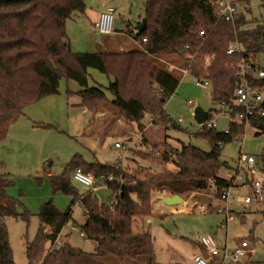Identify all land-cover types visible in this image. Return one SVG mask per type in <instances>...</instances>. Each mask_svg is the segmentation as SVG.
I'll return each instance as SVG.
<instances>
[{"label":"trees","instance_id":"16d2710c","mask_svg":"<svg viewBox=\"0 0 264 264\" xmlns=\"http://www.w3.org/2000/svg\"><path fill=\"white\" fill-rule=\"evenodd\" d=\"M212 1L145 0L143 31L138 33L131 25L125 31L133 35L139 46L82 53L71 49L66 21L75 12H86L85 0H0V141L22 116L26 105L59 93L62 77L80 86L81 106L98 112L100 104L110 100L101 86L90 85V68L112 78L107 87L114 96L111 106L127 121L137 122L141 131L146 126L142 122L146 115L152 125L181 129L164 108L168 98L176 92L181 75L155 62L160 56L175 54V62H185L195 79L209 80L216 106L222 101L231 104L241 65L251 64L252 69L246 72L249 81L264 88V78L253 75L254 69L264 68L261 63L264 15L254 27L246 28L248 20L242 13L231 21L219 19ZM202 30L206 35L200 34ZM234 43H240L241 49L228 54L229 46ZM187 53L196 57L191 64ZM213 112L218 113L217 107L209 113V120ZM251 122L253 128L264 133V116L256 114ZM245 131V126L238 122L230 123L229 132L205 123L198 135L211 143L209 152L183 144L180 149L171 147L160 153L154 145L144 157L139 155L157 166L173 163L176 171L151 173V167L139 164L135 156L133 160L138 164L135 168L122 166L119 161L109 165L87 163L74 157L61 174L49 176L56 191L73 197L72 203L64 212L52 203L43 206L39 214L41 225L35 240L27 247L29 264L42 258L41 264H112L113 260L127 264H160L156 260L153 236L135 232L133 221L153 213L154 191L181 196L213 189L218 198L234 186V176L220 175L224 166L231 168L221 160V155L223 147ZM77 168L93 174L96 186L111 189L114 202H101L93 191L80 194L70 177V172ZM9 185L8 176L0 174V264H16L5 217L29 222L25 213L18 212L16 200L8 194ZM77 202L86 209L87 219L81 225V232L96 243L91 253L70 243L55 245L71 220ZM45 243L49 244L48 250L51 248L47 254Z\"/></svg>","mask_w":264,"mask_h":264},{"label":"rangeland","instance_id":"374dc122","mask_svg":"<svg viewBox=\"0 0 264 264\" xmlns=\"http://www.w3.org/2000/svg\"><path fill=\"white\" fill-rule=\"evenodd\" d=\"M144 2L85 0L86 12H75L66 21L71 49L82 53L124 49L119 45L113 48L121 37L116 40L114 35L99 33L94 23L99 20L101 12L112 6L115 8L114 34H122L128 25L133 28L142 22L145 16ZM263 5V0H241L237 3L238 12L248 20L244 27L252 28L261 20ZM175 59V54H168L158 57L155 62L169 66L172 62L176 63ZM261 63L264 65V58ZM176 65L178 67L174 72L181 75V81L164 108L181 129L152 125L150 117L146 115L142 121L146 126L141 131L137 122L127 121L111 106L114 96L107 87L112 78L93 68L88 69L90 85L101 86L110 100L102 102L98 112H91L80 105V86L65 77L60 81L59 93L24 107L22 116L11 125L6 138L0 141V174L8 176V194L16 200L18 212L25 213L29 219V222L12 216L4 219L16 264H29L27 247L35 240L41 225L39 214L43 206L52 203L64 212L71 205L73 197L56 191L48 174H61L74 157L87 163L109 165L119 161L122 166L128 165L130 168L137 167L138 162L151 167L150 172L156 174L163 170L176 171L177 168L173 163L157 166L139 157L148 154L154 145L160 153L171 147L180 149L183 144H191L207 152L211 150L209 140L198 135L202 125L196 122L194 110L201 107L211 114V110L216 108L212 88H202L191 74L184 75L182 68H185V62ZM217 108L220 106L217 105ZM180 119L182 122H179ZM232 120L231 116L221 112L215 116L217 129H228ZM116 142L121 143L122 147L117 148ZM243 154L254 157V174L249 172L248 177L264 183V133L249 126L244 134L236 136L223 147L221 160L231 168L224 166L220 175L226 178L236 176ZM134 156L137 162L133 160ZM239 174L246 178L245 169H241ZM70 177L80 194L93 191L101 202H114L112 190L106 186L80 183L74 179L72 172ZM251 193L249 184H242L241 180L236 179L228 198L235 213L223 225L225 214H218L213 208L202 212L199 208L201 204L213 207L218 203L213 189L181 195L183 203L174 205L163 202V197H171L168 192L154 191L151 199L153 213L137 217L133 221V229L153 236L156 260L160 264H193L196 254L208 258L207 252L199 244L200 238L207 235L215 239L220 250L214 264H264V195L261 200L254 199L248 206L239 201V198ZM85 212L81 203L73 206V216L63 228L58 241L91 253L95 251L96 243L81 235V225L87 219ZM244 240L249 243L247 254L239 262H234L230 255ZM48 245L45 243V254L51 250H48ZM42 259L34 264H41ZM112 264L127 263L113 260Z\"/></svg>","mask_w":264,"mask_h":264},{"label":"built area","instance_id":"2783aa9c","mask_svg":"<svg viewBox=\"0 0 264 264\" xmlns=\"http://www.w3.org/2000/svg\"><path fill=\"white\" fill-rule=\"evenodd\" d=\"M241 0H213V4L217 9V16L219 19H225L228 21L234 20L236 15L239 13L237 8V3ZM114 13L115 8L112 6L107 7L103 12H101L99 20L94 23L95 29L102 34H111L113 32V22H114ZM201 35H206V31H200ZM146 41V39H144ZM189 47V46H187ZM241 49L240 43L231 44L227 50L228 54H233ZM187 58L189 63L191 64L195 60V55L192 53H187ZM190 66V65H189ZM178 66L174 64H169V70H175ZM252 69L251 64L241 65V69L237 72V76H239V80L237 82V87L234 93V97L232 99L231 104L222 101L218 103L220 108L218 109V113L213 112L211 120L205 122L209 127H213L217 129V124L215 121V116L220 114L221 112L226 113L228 116H231L233 119L231 122H238L245 126L252 127L251 119L256 116V114L264 116V88L257 87L252 84V81H249L246 72ZM182 73L184 75L189 74V67L182 68ZM253 75L259 79L264 78V68H256L253 70ZM196 83L200 85L202 88L210 87L209 80H200L196 79ZM217 107V106H216ZM182 122V119L179 120ZM204 123V124H205ZM203 124V125H204ZM230 126L228 129L222 130L224 132H229ZM117 148H121L122 145L119 142L115 143ZM240 164L239 168H237V175L233 177V183L235 186L236 179L242 181V184H249L251 186L252 193L243 198H239V201L248 206L253 202L254 199H262L264 195V183L259 180H255L254 177L249 178L248 173L250 172L252 175L254 174V157L243 154L240 156ZM241 169H245L246 178L242 177L239 172ZM73 177L76 181L94 186L96 183V178L91 173H85L81 168H77L73 172ZM211 185L214 186V180H211ZM232 186V187H234ZM226 189L220 197H216L218 203L213 207L211 205L201 204L199 208L202 212H207L210 208L218 214H225V220L222 222L226 223L228 219L233 217V213H235L233 207H231V202L228 200L230 189ZM178 210V209H177ZM83 236V233H81ZM199 244L202 250L207 252L208 258H205L203 254H196L194 256L193 264H214L213 261L216 260V257L220 254V250L216 246L215 239L210 236H202L199 240ZM248 241L244 240L240 247L234 249L230 255V258L234 262H239L240 259L247 254V249L249 248ZM57 247L61 245V243L57 240L55 244Z\"/></svg>","mask_w":264,"mask_h":264},{"label":"water","instance_id":"95a60500","mask_svg":"<svg viewBox=\"0 0 264 264\" xmlns=\"http://www.w3.org/2000/svg\"><path fill=\"white\" fill-rule=\"evenodd\" d=\"M145 24L146 20L143 19L142 22L136 26V30L138 33H141L143 31ZM194 118L197 123L203 125L208 120V112L203 110L201 107H196L194 110ZM163 202L168 205H174L177 203H183V199L180 195H173L171 197L163 198Z\"/></svg>","mask_w":264,"mask_h":264},{"label":"crops","instance_id":"0c3cea01","mask_svg":"<svg viewBox=\"0 0 264 264\" xmlns=\"http://www.w3.org/2000/svg\"><path fill=\"white\" fill-rule=\"evenodd\" d=\"M138 25V24H137ZM136 25V26H137ZM136 26H134L132 29L134 31H137L136 30ZM110 35H114L113 38L116 39V40H119V37H121V40H119V42H117V44L115 45V47L113 48H116L118 47V45L120 46L119 48H124V50L126 49H131L133 47L136 46V44L138 43L134 38H133V35L131 33H122V34H114V30L113 32L110 34ZM70 39V38H69ZM123 50V49H122ZM174 64V63H172ZM176 65V63L174 64ZM177 66V65H176ZM118 162V161H117ZM49 176L52 175L51 173L48 174ZM165 198V197H163Z\"/></svg>","mask_w":264,"mask_h":264}]
</instances>
